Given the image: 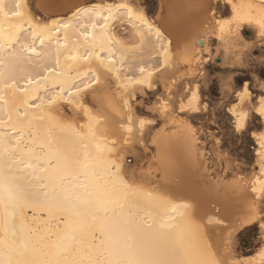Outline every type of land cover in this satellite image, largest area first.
I'll return each mask as SVG.
<instances>
[{"label":"bare ground","instance_id":"obj_1","mask_svg":"<svg viewBox=\"0 0 264 264\" xmlns=\"http://www.w3.org/2000/svg\"><path fill=\"white\" fill-rule=\"evenodd\" d=\"M39 2L44 17L30 0H0V264H264V233L252 255L230 245L264 217V96L254 109L262 129L251 133L258 171L248 179L237 170L227 182L212 178L205 142L171 106L183 78L202 76L213 36L235 45L251 26L264 38V0H159L156 19L133 0ZM121 22L143 53L133 55L116 31ZM157 81L165 96L152 110L173 130L152 136L147 170L127 168L121 154L136 144L146 150L155 123L136 114L135 95ZM192 86L178 97L179 113L202 111ZM236 99L228 110L241 132L248 82ZM64 106L81 119L58 120Z\"/></svg>","mask_w":264,"mask_h":264},{"label":"rangeland","instance_id":"obj_2","mask_svg":"<svg viewBox=\"0 0 264 264\" xmlns=\"http://www.w3.org/2000/svg\"><path fill=\"white\" fill-rule=\"evenodd\" d=\"M39 1L30 0V10L35 16H46V12L41 7H37L40 6ZM133 2L142 5L150 16L154 19L157 18L159 0H133ZM217 10L224 17L230 14L229 5L222 1L217 2ZM115 27L119 35L132 48V51H135L133 55L134 53L136 55L143 53L144 50H137L139 44L133 37L127 23L121 22V25L117 23ZM236 37L234 45L231 43L232 40L227 43H220L213 36L210 48L207 50V54L210 53L209 55L211 56L207 62H204L202 76L198 72L195 76H192L193 80H191V77H189V80L188 77L183 78L184 80L179 85L178 90L171 93L174 97L171 105L173 110H175L177 115L179 114L182 118L184 117L185 120L180 117L179 119L183 120L184 124L186 121L187 125H191V127L194 125L192 129H196H194L195 131L193 130V133H195L196 137H201V140L205 142L208 170L216 181L223 179L226 182L229 179L231 181L235 178L234 176L238 171L249 179L251 175L258 171L257 144L251 133L262 129L261 117L255 113L254 109L259 102V97L264 96V38L258 36L256 30L251 26L241 28L240 33ZM151 62L150 64H152ZM158 63V59L153 61L155 65ZM132 65L133 67L131 68H134L132 69L134 71L136 67H134V64ZM108 82L109 86L113 88V81L109 79ZM245 82H248V87L252 92L251 102L244 103V106L250 110V115L246 128L238 132L235 129L234 118L228 108L232 103L236 102V92L242 88ZM187 85L190 87L188 86L189 88H187ZM192 85H198L202 111L192 114L179 113L177 107L178 99L180 97H187L190 88L193 87ZM164 96L165 92L159 81L156 82V88L153 90L137 91L134 100L136 114L143 118H151L155 120V123L151 124L144 133L146 150L141 149L136 144L133 149H127L121 154V158H123L127 168L139 165L140 168L145 167L143 169L147 170L154 161V145H151L152 136H155L158 130H162L163 126L167 127L164 128L165 130L163 129V132L168 131V129L169 131L173 130L170 127L171 125H167V120V122L164 121L152 110L155 107L154 105ZM88 102L92 103L90 95H88ZM56 117L60 121L77 122L81 119V115L74 114L68 106L62 107L56 113ZM186 117L188 118L187 120ZM196 130H198V133ZM158 133L160 134L161 131ZM220 177L223 179H220ZM262 206L264 212V197L262 199ZM263 214L262 216H264ZM193 217L191 216L188 219V225H192L193 229H198L197 219L195 216ZM259 222L256 219V221L240 228L234 234L230 245L237 255H252L258 251L263 243L264 233L259 226ZM196 234L192 238L200 244L201 248L199 249L203 251V259L207 261L211 260L214 257L208 252L210 250L209 245H207L209 244L207 238L199 233Z\"/></svg>","mask_w":264,"mask_h":264},{"label":"snow or ice","instance_id":"obj_3","mask_svg":"<svg viewBox=\"0 0 264 264\" xmlns=\"http://www.w3.org/2000/svg\"><path fill=\"white\" fill-rule=\"evenodd\" d=\"M261 28L264 29V22L261 23ZM264 36V32L261 33ZM259 112L262 116H264V98L261 101V107L259 108ZM259 226L262 230H264V217H261Z\"/></svg>","mask_w":264,"mask_h":264}]
</instances>
